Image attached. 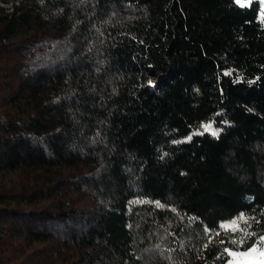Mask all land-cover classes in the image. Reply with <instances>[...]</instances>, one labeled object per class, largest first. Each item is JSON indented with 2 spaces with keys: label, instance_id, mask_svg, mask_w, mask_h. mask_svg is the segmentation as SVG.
<instances>
[{
  "label": "trees",
  "instance_id": "16d2710c",
  "mask_svg": "<svg viewBox=\"0 0 264 264\" xmlns=\"http://www.w3.org/2000/svg\"><path fill=\"white\" fill-rule=\"evenodd\" d=\"M260 10L0 0V264H227L260 245Z\"/></svg>",
  "mask_w": 264,
  "mask_h": 264
},
{
  "label": "rangeland",
  "instance_id": "374dc122",
  "mask_svg": "<svg viewBox=\"0 0 264 264\" xmlns=\"http://www.w3.org/2000/svg\"><path fill=\"white\" fill-rule=\"evenodd\" d=\"M254 1H258L260 3V18L264 20V0H240V3H238L242 7H249L252 5ZM211 125V128L209 130H205V126ZM221 131V127L217 126L216 121H210L203 125L202 129L200 130L201 133H215L218 134ZM223 225L225 226H232L228 222H223ZM254 247H257V252L251 253L249 255H244L245 252H248L249 250L244 251H230L231 259L227 264H264V241H261L260 245H256Z\"/></svg>",
  "mask_w": 264,
  "mask_h": 264
},
{
  "label": "snow or ice",
  "instance_id": "6c2138e0",
  "mask_svg": "<svg viewBox=\"0 0 264 264\" xmlns=\"http://www.w3.org/2000/svg\"><path fill=\"white\" fill-rule=\"evenodd\" d=\"M236 2L240 3V0H236ZM149 84H150V86H152L151 82H149ZM210 128H211V125L205 126L206 131L209 130ZM213 134H215V133H213ZM188 139L190 140L191 136H189ZM241 219H243V216H241ZM260 241H264V236H261L256 243L258 244ZM255 252H257V247H252L248 252H245L244 255H249V254L255 253ZM262 254H264V253H262Z\"/></svg>",
  "mask_w": 264,
  "mask_h": 264
}]
</instances>
